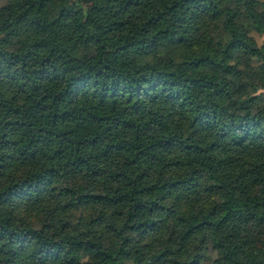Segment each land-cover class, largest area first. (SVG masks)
I'll return each instance as SVG.
<instances>
[{
    "label": "trees",
    "instance_id": "obj_1",
    "mask_svg": "<svg viewBox=\"0 0 264 264\" xmlns=\"http://www.w3.org/2000/svg\"><path fill=\"white\" fill-rule=\"evenodd\" d=\"M85 1L0 0V264H264V0Z\"/></svg>",
    "mask_w": 264,
    "mask_h": 264
},
{
    "label": "rangeland",
    "instance_id": "obj_2",
    "mask_svg": "<svg viewBox=\"0 0 264 264\" xmlns=\"http://www.w3.org/2000/svg\"><path fill=\"white\" fill-rule=\"evenodd\" d=\"M92 5H93V2H90L89 0L85 1L83 4V6L86 7V9H90L92 7ZM258 39L260 42H262L264 40V36L258 35ZM205 233H206L207 238L210 242L211 251H213V253L219 254L220 251H219V248L217 246V241L219 239V236H218L217 231L214 229H206ZM258 236L261 240H264V232H259ZM208 262H209V257H207V260H205L203 262V264H209L210 262L209 263Z\"/></svg>",
    "mask_w": 264,
    "mask_h": 264
}]
</instances>
